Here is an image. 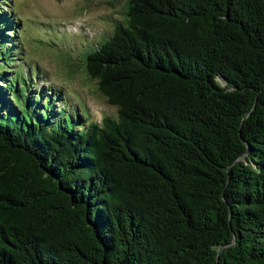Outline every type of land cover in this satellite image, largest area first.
Returning <instances> with one entry per match:
<instances>
[{
    "label": "trees",
    "instance_id": "trees-1",
    "mask_svg": "<svg viewBox=\"0 0 264 264\" xmlns=\"http://www.w3.org/2000/svg\"><path fill=\"white\" fill-rule=\"evenodd\" d=\"M7 3L0 264H264V0H125L80 54L100 121L15 69Z\"/></svg>",
    "mask_w": 264,
    "mask_h": 264
},
{
    "label": "rangeland",
    "instance_id": "rangeland-1",
    "mask_svg": "<svg viewBox=\"0 0 264 264\" xmlns=\"http://www.w3.org/2000/svg\"><path fill=\"white\" fill-rule=\"evenodd\" d=\"M125 0H11L2 6L15 11L20 19L18 46L21 52L15 69L33 77L30 85L63 89L57 106L65 110L84 103L89 119L100 121L104 115H115L116 108L96 90L80 60L88 46L110 32L113 21L123 17ZM55 86V87H52ZM33 87V88H34ZM62 87V88H61ZM65 97V98H64Z\"/></svg>",
    "mask_w": 264,
    "mask_h": 264
}]
</instances>
